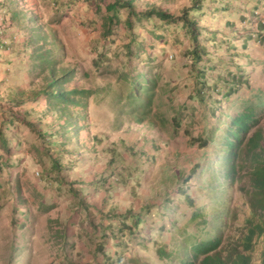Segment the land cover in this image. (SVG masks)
Masks as SVG:
<instances>
[{"label": "rangeland", "instance_id": "obj_1", "mask_svg": "<svg viewBox=\"0 0 264 264\" xmlns=\"http://www.w3.org/2000/svg\"><path fill=\"white\" fill-rule=\"evenodd\" d=\"M110 1L0 0V264H181L191 237L235 241L261 218L248 161L225 177L221 142L264 98V0H132L117 16ZM190 7L208 50L193 65L182 24L136 17ZM73 89L90 93L48 96Z\"/></svg>", "mask_w": 264, "mask_h": 264}, {"label": "trees", "instance_id": "obj_2", "mask_svg": "<svg viewBox=\"0 0 264 264\" xmlns=\"http://www.w3.org/2000/svg\"><path fill=\"white\" fill-rule=\"evenodd\" d=\"M199 5V4H198ZM129 7L130 14H136L133 10L132 0H127L126 2H121L120 0H111L106 5V10L108 12H114L117 16V12L120 8ZM194 8L184 9L181 16H173L172 14L157 9H151L143 14L137 15L136 17L142 19V15L148 19L153 18L154 16L166 22L168 24L177 23L182 24L183 27L190 33V37L193 41V47L186 49V53L190 58V61L193 64L201 62L207 55V48L201 44L198 40L200 35L199 29L195 21V17L192 12ZM111 25H113L116 20L111 18ZM128 26L133 27V21L131 17L128 20ZM111 27L107 29L109 32ZM45 61L49 62L47 57ZM202 71H205L203 69ZM204 74V73H202ZM64 78H58L52 80L51 87L55 88L58 81H61ZM239 79V77H238ZM203 85L206 82H202ZM151 84L145 82V84H140L139 89L134 90L133 97L140 96L141 92L145 89L146 86ZM226 85V84H225ZM229 86L228 93H233L234 87L237 86L236 82L227 84ZM136 87V84L134 85ZM203 89H198V96L202 97ZM90 90L87 89H73L69 91L58 92L57 90H52L49 92L48 96L58 97L63 101H70L73 103L75 100L67 98V96H80L85 98L86 95H89ZM205 93V92H204ZM257 100L253 102L248 100L242 109L235 116L232 117L231 123L226 128V132L223 135V140L221 144L226 147L225 150V167H224V176L230 178L231 181L236 179L238 171L244 167V164L248 161V168L250 173V181L252 183L251 191V204L254 209H260L262 214L261 218L254 219V216L248 220L250 226L247 229V233L243 238H238L235 241L226 240L223 236L221 227L219 232L214 233L213 235L197 239L191 237L188 240V246L185 247L186 255L180 258L181 264H264V128L258 127L251 134L253 127H257L260 123L262 117L260 114L264 111V98L259 94L256 95ZM77 103H80L77 101ZM213 115V114H212ZM178 117L174 116V121H178ZM195 141L198 142L202 147L207 145L211 140L209 137L197 136ZM198 214H194L196 217ZM123 223V221H122ZM136 225L140 223V216L134 222ZM135 225V227H137ZM123 228H128L124 223L122 224ZM131 228H128L130 230ZM121 230V229H120ZM263 238V245L260 248L259 262L254 261L253 253L256 249V241H259L260 238ZM99 250H106L104 244H98ZM107 252H104V264H110L114 261L113 258L107 257ZM166 250L163 247H159L158 254L160 256L164 255ZM173 253L167 254V257L172 256ZM178 257V256H177ZM120 255L117 256L116 262L119 260ZM131 262L137 264L139 260L137 258H132ZM125 264L124 262H120Z\"/></svg>", "mask_w": 264, "mask_h": 264}, {"label": "crops", "instance_id": "obj_3", "mask_svg": "<svg viewBox=\"0 0 264 264\" xmlns=\"http://www.w3.org/2000/svg\"><path fill=\"white\" fill-rule=\"evenodd\" d=\"M227 23V22H226Z\"/></svg>", "mask_w": 264, "mask_h": 264}]
</instances>
